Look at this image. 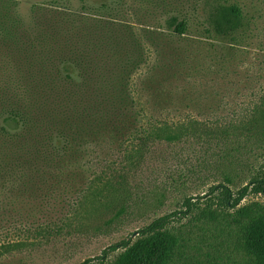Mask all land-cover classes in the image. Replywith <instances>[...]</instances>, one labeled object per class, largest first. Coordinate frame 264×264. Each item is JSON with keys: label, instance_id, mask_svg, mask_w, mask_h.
<instances>
[{"label": "rangeland", "instance_id": "1", "mask_svg": "<svg viewBox=\"0 0 264 264\" xmlns=\"http://www.w3.org/2000/svg\"><path fill=\"white\" fill-rule=\"evenodd\" d=\"M228 3L242 25L221 35L209 13ZM80 95L107 96L112 122L80 137L59 124L51 145L0 167V264H80L199 196L169 225L182 238L172 264H243L237 225L206 201L264 161V0H0V129L16 112L23 126L57 124L62 98ZM253 202L264 195L239 206Z\"/></svg>", "mask_w": 264, "mask_h": 264}, {"label": "trees", "instance_id": "2", "mask_svg": "<svg viewBox=\"0 0 264 264\" xmlns=\"http://www.w3.org/2000/svg\"><path fill=\"white\" fill-rule=\"evenodd\" d=\"M209 20L216 33L228 35L241 27L242 10L236 3L216 4L210 10ZM167 24L179 34H182L186 28V21L179 20L176 16H171ZM110 85L111 89L118 93L116 103L124 102L126 97L122 95V84L116 81L111 82ZM76 87L85 89L89 88V85L87 83ZM106 97L102 95L101 99H98L93 95H84V97L80 95L76 98V102L71 101L68 96L62 98L59 105L61 108L63 105L66 106L68 108L66 112L69 113H64L57 124L55 120L41 129L20 125L19 122H24L23 116L16 112L14 117L7 118L14 122V126L8 130L0 129L1 133L10 137L8 150L0 146V156H4L2 160L8 158V162L0 163V167L9 164V170L15 171L28 159L33 158L31 156L35 151H30V149L34 145H51L53 138L62 136L63 129H57L59 124L66 127L69 132L73 131L77 137L81 136L77 134L81 132H86L84 133L86 135L96 122H100V126L110 124L111 118H107L101 108L104 104H112V101H106ZM74 105L77 109H74ZM107 113L112 115L111 111ZM70 140L72 141V138ZM69 143L71 144L70 141ZM53 149L54 155L57 154L58 149L54 146ZM71 154L73 155L74 152ZM20 168L23 170L22 167ZM215 192L216 194L212 195L213 197L210 195L206 203L208 206L215 204L218 209L208 207L207 212L229 216L237 225L238 249L244 257L243 264H264V204L253 202L239 206L241 200L250 193L264 195V161L245 185L233 191L229 186L220 183L210 187L209 194ZM202 197H197L195 201L186 199L184 201L185 210H176L154 218L138 230L134 239L125 238L111 244L100 255L86 259L80 264H103L113 252L117 254L110 262L111 264H172L181 247L182 238L170 230L169 225L180 216L199 208V199ZM228 209H233V211L228 212Z\"/></svg>", "mask_w": 264, "mask_h": 264}]
</instances>
